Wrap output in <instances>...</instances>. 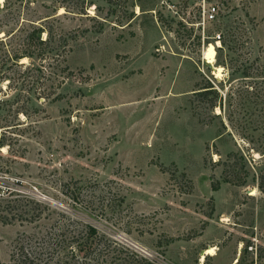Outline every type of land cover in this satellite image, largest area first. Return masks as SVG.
<instances>
[{"label":"rangeland","instance_id":"obj_1","mask_svg":"<svg viewBox=\"0 0 264 264\" xmlns=\"http://www.w3.org/2000/svg\"><path fill=\"white\" fill-rule=\"evenodd\" d=\"M86 1L0 0V60L38 26L54 57L46 99L0 80V194L27 209L0 219V264L60 211L115 240L104 264H264V0Z\"/></svg>","mask_w":264,"mask_h":264},{"label":"trees","instance_id":"obj_2","mask_svg":"<svg viewBox=\"0 0 264 264\" xmlns=\"http://www.w3.org/2000/svg\"><path fill=\"white\" fill-rule=\"evenodd\" d=\"M107 1L109 2L110 0ZM60 2L62 3L63 0H60ZM70 2H77V0H70ZM81 2L82 7L79 10L86 13V5H90V3L86 0H81ZM133 14L134 13H130L129 16H133ZM45 31L48 36L47 38H42V33ZM48 40L49 30H46L43 26L32 28V30L26 35L27 42L22 49L23 51H15L12 54L7 52L3 59L0 60V80L4 77L7 78L5 72L11 70V72L16 74L17 77L27 80V83L31 84L30 88L35 86L34 92L36 93V98L43 96L46 99L49 95L46 94L44 96V91H40L39 89L44 84L47 74L44 72L43 67L46 69V62H48L49 65L53 64V54L49 53L50 50H46ZM3 41V39L0 40V42ZM225 43V40L221 39V46L217 49L220 50ZM33 55H36L39 58L38 65H35L32 62H20L22 58L32 57ZM9 60L11 63L4 67ZM13 67L15 68L13 69ZM3 68L5 69L3 70ZM203 88V91H199L202 98H205L211 93V90H215L211 84H206ZM59 97L60 95H55L51 100L58 99ZM1 101L2 99L0 97V102ZM216 106L222 108L221 103L211 101L210 107L214 108ZM19 111L23 113L25 112L22 111V107L17 106L16 112L18 113ZM3 127L4 125H1L0 121V128ZM5 144L4 140H0V147ZM232 155L233 153L230 152L228 157ZM236 166V163H232V165L228 164V166L225 167L224 172L229 173V175L231 173L234 174L236 172ZM229 175L227 174V176L224 177V180L234 182V180L229 178ZM238 182L242 184L245 181L242 180ZM219 184V181L213 182V190H216L219 187ZM258 187L261 191H264V176L259 180ZM11 194L13 193L9 192V195L0 194V219L5 222L12 221L11 218H21L27 211L24 207H20L19 198H10ZM68 195L73 201H77L79 198L77 187L73 186ZM35 205L34 210H36L35 208L40 207V204L37 202ZM58 215H61V217H57L54 223L47 228L46 231L40 233L38 237H31L30 235L23 233L17 238L14 249L11 253V260L14 264H67L69 263V260L72 258L76 259L77 257L83 259L82 264H104L110 256H115L114 251L117 249V243L114 239L108 235L100 233L95 226L89 223L74 222L72 219H65L66 215L63 211H60Z\"/></svg>","mask_w":264,"mask_h":264},{"label":"bare ground","instance_id":"obj_3","mask_svg":"<svg viewBox=\"0 0 264 264\" xmlns=\"http://www.w3.org/2000/svg\"><path fill=\"white\" fill-rule=\"evenodd\" d=\"M220 42L217 41V44H219ZM204 58L209 62V63H214L216 60V47L214 43H209L208 46L205 48L204 50ZM216 68V73L219 74V72L221 71L222 67L221 66H214ZM213 247H210L208 249V253H213ZM203 264V263H201Z\"/></svg>","mask_w":264,"mask_h":264},{"label":"built area","instance_id":"obj_4","mask_svg":"<svg viewBox=\"0 0 264 264\" xmlns=\"http://www.w3.org/2000/svg\"><path fill=\"white\" fill-rule=\"evenodd\" d=\"M214 10V9H213ZM214 13L213 12H210V14H209V16H210V18H214ZM218 37H220L219 35H218Z\"/></svg>","mask_w":264,"mask_h":264}]
</instances>
